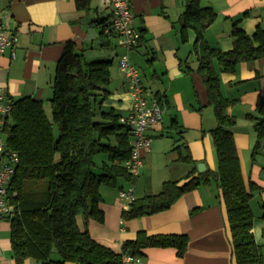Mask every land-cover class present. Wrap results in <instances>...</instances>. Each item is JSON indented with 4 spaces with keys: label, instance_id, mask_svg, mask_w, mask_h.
<instances>
[{
    "label": "trees",
    "instance_id": "trees-1",
    "mask_svg": "<svg viewBox=\"0 0 264 264\" xmlns=\"http://www.w3.org/2000/svg\"><path fill=\"white\" fill-rule=\"evenodd\" d=\"M183 2L180 40L186 42L189 32L195 36L192 53L198 63L196 73L206 88L207 102L216 118L210 137L217 167L213 172L194 175L195 162L188 152L181 154L177 144L180 138L174 140L178 161L194 168L179 180L163 182L158 193L135 198L121 217L131 220L164 212L184 194L213 180L226 211L234 263L263 264L260 246L252 233L255 217L250 208L253 193L259 187L250 181L246 184L243 179L232 130L236 120L227 114V108L235 101L222 95L219 72L234 73L240 63L264 58V29L258 26L250 36L235 20L231 29L232 48L228 51L212 48L205 42L204 33L215 22L217 13L212 7L203 6L202 0ZM74 3L80 12L93 10L92 0ZM105 20L97 22L102 39L112 36L103 32ZM140 33L139 42L144 38L143 30ZM110 67V60L87 61L83 50L67 42L51 82L48 100L51 120L42 100L24 97L11 101L10 120L4 132L9 152L18 156L8 185V201L13 208L9 216L11 251L16 264H24L28 259L38 264H123L125 256L141 257L147 248H173L180 258L187 251L189 237L185 234L147 235L140 231L117 252L95 241L86 228L78 227V217L85 226L88 220L104 222L101 185L114 187L119 179L133 184L136 179L122 164L131 151V134L120 122L123 116L113 109H101L111 95ZM155 99L162 107L166 103L158 95ZM245 117L253 122L256 135L254 157L264 142V98L257 99L256 114ZM171 129L179 136L184 133L176 120H172ZM101 155L105 158L98 165L96 159ZM96 167L99 173L94 172ZM260 219L264 221V200ZM261 238L264 240V227Z\"/></svg>",
    "mask_w": 264,
    "mask_h": 264
},
{
    "label": "crops",
    "instance_id": "crops-1",
    "mask_svg": "<svg viewBox=\"0 0 264 264\" xmlns=\"http://www.w3.org/2000/svg\"><path fill=\"white\" fill-rule=\"evenodd\" d=\"M91 4L93 10L84 13L76 10L74 0H0L3 27L17 39L15 56L12 58L9 51L0 56V88L10 101L30 97L47 103L52 93L56 63L64 45L73 42L77 49L83 50L87 61H111V95L101 109H113L122 116L129 113L132 98L118 67L123 49L115 35L102 39L97 25L98 21L110 16L109 7L105 0H92ZM201 4L212 7L217 13L215 22L204 33L205 42L212 48L222 51L232 48L231 29L235 20H239V28L250 36L258 26L264 29V0H202ZM131 10L132 24L139 31L143 30L144 38L129 55L131 63L139 68L148 98L158 95L166 102L162 107L163 116L168 115L170 129L172 120L184 129L175 140L180 138L177 144L181 154L188 152L195 162L194 175L199 174L196 169L199 163L204 164V171H215L217 161L210 131L216 127V119L211 121L207 114L212 107L208 105L206 88L196 73L198 63L192 53L195 36L189 32L186 42L180 40L179 18L184 12L183 0H131ZM219 78L222 95L235 101L227 108L228 115L235 117L233 109L236 106L248 108L244 115L256 113L257 99L264 98V58L240 63L234 73L219 72ZM164 126L165 121H162L161 126L148 132L152 138L151 149L141 154L140 175L133 184L123 180L120 187L132 186L134 195L139 188L140 195L135 198L158 193L163 182L179 180L194 168L178 161L175 143L164 136ZM237 129L235 125L232 130L240 157L241 148L251 147L253 151L254 145L251 146L250 140V146L246 145L247 133L244 143L238 141ZM252 151L250 167L245 174L240 164L242 176L246 184L250 181L259 187L260 199L264 200L262 168L258 153L252 157ZM258 151L264 153L261 145ZM158 160L164 164L160 177L152 181L144 177L140 185L143 172L151 177ZM116 186L100 187L102 224L88 220L85 226L83 219L77 218L78 227L86 228L95 241L119 252L122 244L134 240L140 231L147 235L185 234L189 237L187 251L181 258L173 248H147L139 262L125 261L123 264H235L226 211L215 181L192 189L164 212L131 220L121 217L123 205L115 192ZM194 209L196 211L190 213ZM263 227L264 221L259 215L252 228L257 242ZM10 238L8 216L0 223V264H16ZM24 264L38 263L28 259Z\"/></svg>",
    "mask_w": 264,
    "mask_h": 264
},
{
    "label": "built area",
    "instance_id": "built-area-1",
    "mask_svg": "<svg viewBox=\"0 0 264 264\" xmlns=\"http://www.w3.org/2000/svg\"><path fill=\"white\" fill-rule=\"evenodd\" d=\"M110 10V16L102 24L105 34L115 35L123 53L119 56L118 67L125 80L128 91L132 98L129 113L121 118L131 134L130 156L122 163L125 170L132 177L137 178L142 168V152H149L152 138L148 132L159 127L163 121V108L155 98H148L146 89L141 82L139 68L131 63L130 51L139 43L140 31L134 27L131 0H105ZM16 36L9 35L4 29L0 17V56L7 51L10 56H15ZM11 104L8 96L0 88V223L4 218L12 214V207L8 201V185L14 175L18 163V156L8 150L6 146V135L4 132L6 123L10 120ZM264 150V142L261 144ZM118 198L122 203V210L129 209L135 200L134 188L129 186L118 191ZM139 257L125 256L124 262H139Z\"/></svg>",
    "mask_w": 264,
    "mask_h": 264
},
{
    "label": "rangeland",
    "instance_id": "rangeland-1",
    "mask_svg": "<svg viewBox=\"0 0 264 264\" xmlns=\"http://www.w3.org/2000/svg\"><path fill=\"white\" fill-rule=\"evenodd\" d=\"M203 2H204V0H203ZM99 59H101V58H99ZM44 109H45V112L47 114L48 119L51 120V111H50V106H49L48 102L44 103ZM248 111H249L248 108H244L242 106H236L233 109V113L235 115V120H236V124L235 125H236V127H238V129L236 131L237 140L238 141L240 140L242 143H244L245 142L244 138H246L244 136H246V133H247L249 139L247 138V143L248 144H246V145L250 146V144L248 142V140H250L251 146H252V145H255L254 143H255L256 139H255V132L253 130V125L251 123L252 121H249L248 119H246V117L244 115L245 112H248ZM252 113H254L253 115L256 114L255 112H252ZM207 114H209V118H210L211 121L212 120L215 121L216 118L214 117V113H213L211 108L208 109ZM163 121H165V126L163 128L164 136L167 139H169L171 143H173V141L177 138V134H176V132L174 130L169 128V117H168V115H166L165 117L163 116ZM54 133L57 134L56 127H54ZM241 133H242V135H241ZM170 149H172V147ZM252 149H253V147H252ZM251 151H252L251 147L250 148H247V147L246 148H241L239 150L240 164L242 165V171H243L244 174H245V171L247 169H249V167H250V163H249L250 159L249 158H250ZM257 153H258V158H259L258 162L260 163V166L262 168L261 179L264 180V153L262 151H258ZM102 158H105V156L101 155V156H98V158L96 159V162H97L98 165H100V162H101ZM163 165H164L163 161L162 160H158L156 162L155 168L152 169L151 177L148 176L146 171L143 172V174L141 175V178H140V185H142L141 183H142V180L144 179V177H145V180H151V181H152V179H155V180H156V178L158 179L160 177V175H159L160 172L163 170ZM99 171L100 170L98 169V167L94 168V172L95 173H99ZM157 181H159V180H157ZM210 183L213 184L214 181L212 180ZM123 184H124V181L119 179L118 180V184L115 187V192H118V189L121 186H123ZM157 187H159V185ZM138 190H139V188L135 192V195H137V196L140 195V192ZM261 203H262V200L260 199L259 191H255L253 193V197H252V199L250 201V208H251L252 213H253L255 218H257V217H259V215H261ZM257 243L260 246V251H261L262 256H263V264H264V240H263V238L260 237V239H259V241Z\"/></svg>",
    "mask_w": 264,
    "mask_h": 264
},
{
    "label": "water",
    "instance_id": "water-1",
    "mask_svg": "<svg viewBox=\"0 0 264 264\" xmlns=\"http://www.w3.org/2000/svg\"><path fill=\"white\" fill-rule=\"evenodd\" d=\"M205 170V166L202 163L197 164V171L202 173Z\"/></svg>",
    "mask_w": 264,
    "mask_h": 264
}]
</instances>
